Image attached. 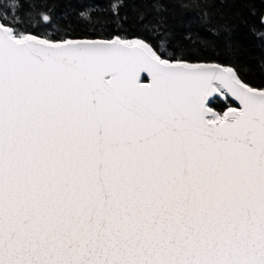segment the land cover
I'll use <instances>...</instances> for the list:
<instances>
[{
	"label": "snow or ice",
	"instance_id": "6c2138e0",
	"mask_svg": "<svg viewBox=\"0 0 264 264\" xmlns=\"http://www.w3.org/2000/svg\"><path fill=\"white\" fill-rule=\"evenodd\" d=\"M178 6L234 51L221 9ZM21 8L0 5V264H264V87L196 58L215 39L164 0L80 11L95 38Z\"/></svg>",
	"mask_w": 264,
	"mask_h": 264
},
{
	"label": "trees",
	"instance_id": "16d2710c",
	"mask_svg": "<svg viewBox=\"0 0 264 264\" xmlns=\"http://www.w3.org/2000/svg\"><path fill=\"white\" fill-rule=\"evenodd\" d=\"M108 0H20L22 8L20 15L28 22V16L31 14L35 23L39 18V13L46 5L48 12L53 17V24L48 27L36 26L32 31L47 36L62 37L66 32H71L75 37L93 36L92 27L78 22L77 16L80 11L88 10L98 14ZM168 7V24L172 31L179 37L185 33L191 32L195 39L197 34L202 39H215L214 44L197 46L189 50L201 61L220 62L222 64L232 63L241 69V74L245 80L255 87H264V39L260 34L264 33V26L259 23V15L264 13V0H200L202 5H210L211 8L221 9L224 13L223 19L219 16L213 18L212 23L223 24L227 22L232 32L230 38L234 51H228L225 48L226 33H222L218 38L209 36L208 30L198 22L197 13L192 11H182V5L189 0H164ZM125 8L121 11H129L133 7L145 11L150 9V0H124ZM7 0H0V5H6ZM30 5H35L34 8ZM152 15L148 20H152ZM135 27V26H134ZM255 29V32L250 29ZM95 32L110 34V30L96 28ZM135 34L144 35L145 33L139 27L135 28ZM95 38V37H94ZM143 82L147 81L143 79Z\"/></svg>",
	"mask_w": 264,
	"mask_h": 264
},
{
	"label": "water",
	"instance_id": "95a60500",
	"mask_svg": "<svg viewBox=\"0 0 264 264\" xmlns=\"http://www.w3.org/2000/svg\"><path fill=\"white\" fill-rule=\"evenodd\" d=\"M141 78H142V83H144V82H143V79H145L147 82H149L146 73H142V74H141ZM147 82H146V83H147Z\"/></svg>",
	"mask_w": 264,
	"mask_h": 264
}]
</instances>
